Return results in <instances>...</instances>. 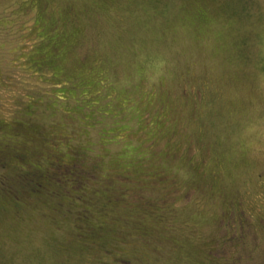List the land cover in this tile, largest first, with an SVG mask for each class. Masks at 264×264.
Wrapping results in <instances>:
<instances>
[{"label":"rangeland","instance_id":"1","mask_svg":"<svg viewBox=\"0 0 264 264\" xmlns=\"http://www.w3.org/2000/svg\"><path fill=\"white\" fill-rule=\"evenodd\" d=\"M18 120L0 264H264V0H0Z\"/></svg>","mask_w":264,"mask_h":264},{"label":"trees","instance_id":"2","mask_svg":"<svg viewBox=\"0 0 264 264\" xmlns=\"http://www.w3.org/2000/svg\"><path fill=\"white\" fill-rule=\"evenodd\" d=\"M17 128H19V130ZM15 129H17V131H18V136L23 137V141L22 142L24 144H26V145L29 144L30 141L33 140V138H39V137H42L43 136L41 129H39V127L35 126L34 124H31L30 122L29 123H24L21 120H18V122L15 123V127H9V126H7L6 124H4L3 122L0 121V132H7V133L10 134ZM24 131H26L25 134H24ZM3 135H7V134L6 133H3ZM10 136L11 135H9V136H3L1 138H10ZM8 146L9 145H7L6 147H8ZM23 149H24V147H22L21 150H18V151H21V152H19L16 155H13L12 154L10 156L9 155L8 156H5L4 154H0L1 160L4 161V159H10V158L13 160V157H14V159H16V162L18 161L17 163H21V164L22 163H26L25 165L27 166L28 169L27 170L22 169V174H20V175L18 174V177H19L20 180H22L23 173L25 174V176H27V178L28 177H32V178H41L42 177V179L43 178L45 179V176L42 175V173H40L39 168L37 167V165L36 166H33L32 164L31 165L29 164V162H28V160L26 158H28V157L31 158V157L30 156L27 157L26 156V153L23 151ZM0 153H2V152L0 151ZM1 160H0V165H2ZM47 160H49V159H47ZM66 164L69 165L68 163H66ZM3 165H6V164L3 163ZM27 171H31V172L27 173ZM39 182L40 181H38L35 184L39 186ZM30 190L33 191L34 189H30ZM37 192H39V191H37ZM23 193H26V190H21L18 193L17 196H22ZM40 193L41 192H39V194ZM90 234L91 235H95L94 232H92ZM110 236L114 237L115 235L114 234H110ZM89 237H91V236L89 235Z\"/></svg>","mask_w":264,"mask_h":264}]
</instances>
